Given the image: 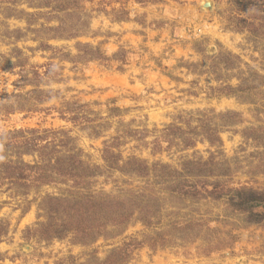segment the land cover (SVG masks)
I'll return each instance as SVG.
<instances>
[{
  "label": "rangeland",
  "instance_id": "rangeland-1",
  "mask_svg": "<svg viewBox=\"0 0 264 264\" xmlns=\"http://www.w3.org/2000/svg\"><path fill=\"white\" fill-rule=\"evenodd\" d=\"M263 216L264 0H0V264H264Z\"/></svg>",
  "mask_w": 264,
  "mask_h": 264
},
{
  "label": "trees",
  "instance_id": "trees-1",
  "mask_svg": "<svg viewBox=\"0 0 264 264\" xmlns=\"http://www.w3.org/2000/svg\"><path fill=\"white\" fill-rule=\"evenodd\" d=\"M246 194V192H239V191H236L235 193H234V195L233 196H231L230 197V202L231 203H233L236 207H245V203L246 202H248L249 200H252L254 203H255V205H254V203H253V205L252 206H250V208H252V207H256V206H259L258 204V198H256L255 196H251L250 198H248V199H246V198H244V194ZM250 214H253V213H250ZM253 216V215H252ZM254 216H255V218H256V220L257 219H261V216H259V215H256V214H254ZM264 217V216H263ZM254 218V217H253Z\"/></svg>",
  "mask_w": 264,
  "mask_h": 264
}]
</instances>
